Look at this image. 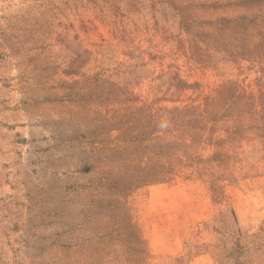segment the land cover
<instances>
[{
    "label": "rangeland",
    "instance_id": "374dc122",
    "mask_svg": "<svg viewBox=\"0 0 264 264\" xmlns=\"http://www.w3.org/2000/svg\"><path fill=\"white\" fill-rule=\"evenodd\" d=\"M0 264H264V0H0Z\"/></svg>",
    "mask_w": 264,
    "mask_h": 264
},
{
    "label": "crops",
    "instance_id": "0c3cea01",
    "mask_svg": "<svg viewBox=\"0 0 264 264\" xmlns=\"http://www.w3.org/2000/svg\"><path fill=\"white\" fill-rule=\"evenodd\" d=\"M201 258H204L206 260L207 259V256H202Z\"/></svg>",
    "mask_w": 264,
    "mask_h": 264
}]
</instances>
